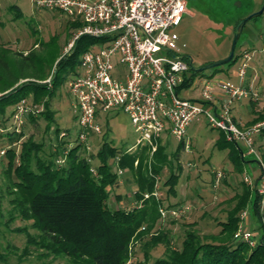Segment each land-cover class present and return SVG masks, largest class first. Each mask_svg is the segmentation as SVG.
Returning <instances> with one entry per match:
<instances>
[{
    "label": "rangeland",
    "instance_id": "374dc122",
    "mask_svg": "<svg viewBox=\"0 0 264 264\" xmlns=\"http://www.w3.org/2000/svg\"><path fill=\"white\" fill-rule=\"evenodd\" d=\"M263 3L264 0H188V13L185 14L179 26L170 29L169 42L164 53L190 57L194 67H202L226 58L231 51L236 22L259 11ZM13 6L20 8L21 17L16 18V9L13 10ZM72 23V20L64 13L39 9L32 0H0V46L14 51L8 56L10 72L13 76L36 77L51 74V78L45 81L49 83L55 74L58 61L69 53L70 44L74 41L77 32L81 30L73 28ZM105 45L104 41H97L88 48ZM245 51H249L253 56L252 62L249 63L251 70L248 84L254 85L255 90L259 91L260 98L258 101L243 99L240 102L244 105L242 111L248 117L251 109L253 112L250 117L256 114V109L260 110L257 114H264V13L245 26L236 47L234 63L221 66L217 71L212 69L198 73L195 77L196 87L191 90L185 89L180 93V97L200 101L201 79L204 78L238 84L237 73L242 61L240 55ZM29 53H34L39 58V62H36L37 69H26L21 66L23 59L19 55L25 56ZM25 63L31 64V59L29 58ZM76 70V73H79L80 66ZM119 70L124 73V68ZM76 73L67 78L63 77L56 86V93L51 103L55 123L48 129V121L35 112H29L24 116L23 125L15 122L14 118L7 122L0 120V264H73L69 258L47 254L44 249L36 247L29 241L30 238L36 237L38 231L32 226L33 220H28L22 215L20 208L22 206L17 205V201L25 200V188L21 184L23 178L15 175V165L12 167L9 165L11 156L1 154L12 145L7 132L18 129L17 133L23 134L20 140L14 141L17 144L13 145V148L17 149L18 154L21 153V144L32 139L34 143L43 145L38 153L39 159H51L55 151L59 150V154L55 155V159L58 160L61 152L63 154L64 150L74 149L75 155L81 157L90 155L92 158L90 165L96 170L100 165L96 155L106 142L119 150L145 149L136 147L139 134L124 110H112L101 114L98 122L102 127V133L98 135L92 132L87 133L91 150L78 141L81 128L77 123L68 87ZM31 82H37V79H20L18 85ZM3 94L0 93V97ZM20 98H22L20 95L17 96V99ZM31 101V97L27 99L29 106L32 104ZM17 106H10L8 114ZM3 122L6 123V128L2 126ZM57 129L58 132H56ZM63 132L68 135L64 140H60ZM186 138L191 144L190 151L183 148L178 151L180 142L168 134L163 135L161 140V144L168 142L167 164L158 176L163 206L171 210L183 206L191 207L187 213L175 218L166 215L158 222L156 230L167 232L172 246L176 248L182 245L188 223L195 222L197 229L203 234L218 232L219 223L226 221L228 212L235 206L234 197L243 192L245 177L250 176L255 182L262 173L257 160L246 152L243 154L245 163L242 162V170L238 172L228 156L232 147L220 150L215 145L217 140L224 139L225 135L220 130L212 128L204 115L200 120L192 123ZM239 147L245 148L243 144H239ZM239 153L241 154L240 150ZM241 160L239 158V161ZM19 161H17L18 164ZM32 165L34 173L32 176L39 175L36 162L34 161ZM222 169L225 175L219 186L215 187L214 171ZM116 171L117 167L114 165L113 172ZM171 174L179 175L175 186L176 195H171L168 192L169 187L165 185ZM118 178V185L111 189L108 204L113 209L130 210L137 206L134 202L138 181L134 182L136 177L127 171ZM22 204L24 207L27 206L26 203ZM243 212L247 213V217L242 220V214H240L239 228L252 232L258 241L264 233V215L260 219L250 206ZM143 245L142 242L133 245L131 264H156L165 256L164 244L158 245L146 256Z\"/></svg>",
    "mask_w": 264,
    "mask_h": 264
},
{
    "label": "trees",
    "instance_id": "16d2710c",
    "mask_svg": "<svg viewBox=\"0 0 264 264\" xmlns=\"http://www.w3.org/2000/svg\"><path fill=\"white\" fill-rule=\"evenodd\" d=\"M14 9H16V18L21 17L20 8L13 6ZM242 20L236 22L235 30ZM72 27L82 29L83 23L73 22ZM106 39L80 37L71 51L58 61L59 70L56 77H52L51 83L45 82L51 78V74L14 77L10 72L8 57L14 51L0 46V93H4L0 97V120L9 121L13 117V111L8 114V108L31 97V105L35 110L42 108L38 114L48 121V129L55 123L51 103L56 93V86L63 77L67 78L77 72L75 69L80 66L81 56L90 49L88 47ZM170 55L179 56L175 53ZM19 56L23 59L22 67L37 69L36 62H39V58L34 53ZM29 58L32 63H25ZM235 60L236 56L227 65H231ZM213 70L217 71L219 68ZM190 73L191 79L198 75L192 70ZM26 78H35L37 82H31L19 89L23 85H18L20 79ZM190 83L191 80H186L180 90L189 88ZM19 95L22 98L17 99ZM257 115L250 124L264 119V114ZM4 122L2 126L6 128ZM7 133L8 139L12 142L10 149L6 151V154L11 156L9 165L11 167L15 165V175L23 178L21 184L26 193L25 200L17 201V205L22 206L20 207L22 215L28 220H33L32 226L38 231L36 237L30 238L29 241L36 247L44 249L47 254L67 257L73 264H131L133 245L142 242L145 256L160 244L166 246L165 256L156 264H264V233L253 247L248 242L234 237L239 229L240 214L248 206L253 208L260 219L263 218L260 212L262 196L255 186L251 187L244 183L243 192L234 197L235 206L228 212L226 221L219 223L218 232L203 234L199 232L195 222L188 223L182 245L176 248L172 246L167 232L156 230L162 218L160 214L162 199L151 197L143 200L145 193L154 192L155 177L160 175L167 164L166 146H159L151 156L146 148L131 153L128 150H119L106 142L96 155L100 165L95 175L91 169L90 155L81 157L74 154V149L64 150L57 160L55 155L60 151L56 150L53 158L39 159L38 153L43 145L34 143L32 139L21 144V153L17 155V149L13 148L17 144L15 139L20 140L23 134L16 131ZM216 146L220 150L232 147L228 156L234 168L240 172L242 162L245 163L242 148L225 138H220ZM181 148L183 145L180 143L178 151ZM61 158L65 159L62 165L57 163ZM239 158L242 160L239 161ZM18 160H20L19 164ZM34 161L39 175L33 177ZM114 165L130 172L138 181V190L135 194L137 206L130 210L113 209L108 204L111 189L117 185L119 179L117 171L113 172ZM178 177L179 175L171 174L165 182L171 195H176L175 186ZM260 178L261 175L256 183ZM22 203H26L27 206L24 207Z\"/></svg>",
    "mask_w": 264,
    "mask_h": 264
},
{
    "label": "built area",
    "instance_id": "2783aa9c",
    "mask_svg": "<svg viewBox=\"0 0 264 264\" xmlns=\"http://www.w3.org/2000/svg\"><path fill=\"white\" fill-rule=\"evenodd\" d=\"M39 9L57 10L72 22L81 21L83 28L77 32L70 44V51L82 36L104 39L105 46L85 51L80 59L79 73L69 82L72 106L81 128L78 141L88 150V132L101 134L98 122L102 113L124 110L139 134L136 147L149 148L151 156L157 151L162 136L168 134L178 140L186 151L191 150L187 133L193 122L205 116L212 128L220 130L227 141L243 144L242 153L253 156L262 174L256 183L250 176L245 183L256 187L262 196L260 212L264 215V119L250 125H242L234 116V107L245 98L258 101L259 91L248 84L253 56L249 51L240 56L242 61L237 73L239 83L213 78L201 79L200 101L181 98L185 89L196 87V78L191 79V68L185 59L164 53L169 42V31L179 26L188 13V0H32ZM69 51V52H70ZM124 68V73L119 69ZM186 80L189 88L180 90ZM199 86V85H198ZM264 98V93H263ZM27 100L13 111L15 122L23 125L29 112L38 113ZM15 131L17 132L18 129ZM63 132L60 140L67 137ZM141 149H129V152ZM1 154L5 155L3 150ZM17 155L18 152H17ZM65 162L61 158L57 163ZM138 165V161L135 163ZM97 175L96 169L91 168ZM126 171L117 166L118 176ZM215 187L219 186L225 173L215 170ZM153 193H145L144 199L161 198L159 177H155ZM217 185V186H216ZM137 192V191H136ZM135 192V194H136ZM190 206L166 209L160 206L162 218H174L187 213ZM247 213L243 212L244 220ZM250 231L239 228L235 239L255 246L257 239Z\"/></svg>",
    "mask_w": 264,
    "mask_h": 264
},
{
    "label": "water",
    "instance_id": "95a60500",
    "mask_svg": "<svg viewBox=\"0 0 264 264\" xmlns=\"http://www.w3.org/2000/svg\"><path fill=\"white\" fill-rule=\"evenodd\" d=\"M263 13H264V3L262 5V8L259 11L249 15L247 18L243 19L240 22V24L237 26V28L235 30V34H234V38H233V41H232V47H231L230 54L226 58H224L222 60H219V61H216V62H213V63H210V64H206V65H204L202 67H194L193 64H192V59L190 57H185V59L189 60V65H190L191 70L193 72H195V73H201V72H204L206 70H212V69L219 68L221 66H224V65L230 63L232 60H234L236 47H237V44L239 42V39L241 37V34H242L245 26L247 25V23L249 21H251L252 19H254V18L258 17V16H261ZM74 50L75 49H73V51ZM174 57L175 58L184 59V57H180V56H176V55H174ZM58 70H59V65L57 66V68L55 70V74H54L53 78L56 77V74H57ZM51 82H52V79L49 81V83H51ZM29 84L30 83H25V84L21 85L19 87V89H22L24 86H27Z\"/></svg>",
    "mask_w": 264,
    "mask_h": 264
},
{
    "label": "crops",
    "instance_id": "0c3cea01",
    "mask_svg": "<svg viewBox=\"0 0 264 264\" xmlns=\"http://www.w3.org/2000/svg\"><path fill=\"white\" fill-rule=\"evenodd\" d=\"M250 107V106H249ZM244 108V105H242V104H240V102H239V104H236L235 105V107H234V116H235V118L242 124V125H250V123L258 116V115H256L257 113H259L260 112V110H257L256 109V111H255V115L253 114L251 117H253V118H251L250 117V114H252V109H251V111H250V113H249V117L246 115V114H244L243 113V111H242V109ZM251 108V107H250ZM218 141V140H217ZM167 143L168 142H166L165 144L164 143H160V145L159 146H167ZM215 145H216V143H215ZM137 151H142V150H137ZM133 152H136V151H133ZM149 153H150V151H149ZM151 155V154H150ZM135 178H134V182H135ZM137 183V182H136ZM118 185V184H117ZM137 190H138V185H137ZM124 200H122V204H124V202H123ZM126 201V200H125ZM129 203V202H128ZM127 203V204H128ZM134 205H137V199L135 200V202H134ZM198 206H199V204H198ZM136 207V206H135Z\"/></svg>",
    "mask_w": 264,
    "mask_h": 264
}]
</instances>
